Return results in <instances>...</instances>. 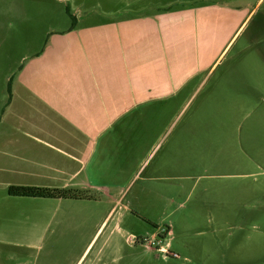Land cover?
Here are the masks:
<instances>
[{
    "label": "crops",
    "instance_id": "crops-1",
    "mask_svg": "<svg viewBox=\"0 0 264 264\" xmlns=\"http://www.w3.org/2000/svg\"><path fill=\"white\" fill-rule=\"evenodd\" d=\"M65 3L74 27L48 42L11 86L0 172L16 179L8 187L71 188L88 197L9 196L16 210L0 211V231L10 222L17 235L42 239L78 227L91 238L88 250L97 236L123 233L135 215L125 192L139 184L137 206L148 183L173 180L177 138L209 124L186 121L176 130L170 117L181 94L204 89L206 103L220 95L250 103L264 90V11L256 20L264 0Z\"/></svg>",
    "mask_w": 264,
    "mask_h": 264
},
{
    "label": "rangeland",
    "instance_id": "rangeland-1",
    "mask_svg": "<svg viewBox=\"0 0 264 264\" xmlns=\"http://www.w3.org/2000/svg\"><path fill=\"white\" fill-rule=\"evenodd\" d=\"M66 3L0 0V121L8 112L9 80L13 87L30 59L72 24ZM263 11L264 4L256 20H263ZM205 93L180 95L170 117L179 122L176 130L186 121L209 124L195 127L187 139L177 138L173 180L148 183L137 206L139 184L125 192V204L135 215L128 214L123 233L107 240L105 234L97 236L86 250L91 238L78 227L26 239L8 222L0 231V264H264V90L250 103L232 95L206 103ZM172 138H163L156 158ZM12 180L0 172V211L16 210L7 194Z\"/></svg>",
    "mask_w": 264,
    "mask_h": 264
},
{
    "label": "trees",
    "instance_id": "trees-1",
    "mask_svg": "<svg viewBox=\"0 0 264 264\" xmlns=\"http://www.w3.org/2000/svg\"><path fill=\"white\" fill-rule=\"evenodd\" d=\"M174 6L163 9L168 11L173 9ZM66 13L70 16L72 20L71 27H74L75 20L70 14L68 6L65 7ZM8 92V103L10 102L11 97V80H9L7 85ZM7 194L12 197H26V198H46V199H80L86 196V193L83 191L68 189H50L43 187H34V186H10L7 189Z\"/></svg>",
    "mask_w": 264,
    "mask_h": 264
}]
</instances>
